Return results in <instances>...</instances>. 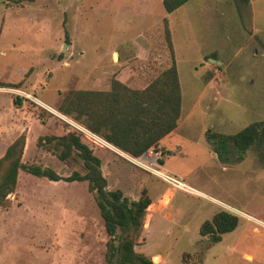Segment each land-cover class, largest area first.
<instances>
[{"label":"rangeland","instance_id":"obj_1","mask_svg":"<svg viewBox=\"0 0 264 264\" xmlns=\"http://www.w3.org/2000/svg\"><path fill=\"white\" fill-rule=\"evenodd\" d=\"M163 1L0 0V84L16 85L53 108L45 111L36 100L0 91V149L29 131L35 144L25 147L23 163L62 177L85 174L76 155L61 161L53 146H38V139L75 131L71 121L86 127L59 107L87 75L97 72L111 84L124 59L146 82L170 68L168 20L183 101L178 130L166 140L180 152L162 163L205 196L171 187L81 133L83 140L103 161L109 191L138 200L147 189L158 203L148 208L143 231L154 212L157 225L147 241L142 232L135 247L144 256L160 252L163 261L156 257L154 264H185L187 253L188 264H264V143L243 160L230 143L221 160L213 138L264 122V0H191L173 13ZM24 100V111L14 115ZM9 201L0 209V264H106L108 236L88 182H52L20 171ZM221 211L237 216L239 226L211 244L200 228Z\"/></svg>","mask_w":264,"mask_h":264},{"label":"trees","instance_id":"obj_2","mask_svg":"<svg viewBox=\"0 0 264 264\" xmlns=\"http://www.w3.org/2000/svg\"><path fill=\"white\" fill-rule=\"evenodd\" d=\"M190 1L164 0L163 5L167 13H173ZM164 23L168 47L174 57L173 64L151 81L145 90H132L114 78L110 91L72 90L59 107L61 113L73 116L109 144L135 157L174 132L182 116L180 76L168 20ZM0 85L9 88L16 86ZM14 103L21 104L17 100ZM213 138L219 141V146L214 149L219 159L224 160L222 155L228 152L227 146L232 143L239 153V160H243L252 146L264 143V122L252 124L232 136L217 135ZM26 141V134L20 135L0 159V209L10 206L9 196L17 188L20 171L52 182H88L89 191L95 194L108 236L106 264H154L135 250L143 232L147 209L152 204L147 189L143 190L138 200H130L121 190L109 191L108 180L101 169V158L78 131L40 137L37 144L53 146L61 161L76 155L83 162L85 174L74 172L69 177H62L51 168L23 163ZM238 226L237 216L221 211L202 224L200 235L208 238L211 244H217L224 234L234 232ZM188 259L189 253L183 256V262L188 264Z\"/></svg>","mask_w":264,"mask_h":264},{"label":"crops","instance_id":"obj_3","mask_svg":"<svg viewBox=\"0 0 264 264\" xmlns=\"http://www.w3.org/2000/svg\"><path fill=\"white\" fill-rule=\"evenodd\" d=\"M251 2V0H250ZM114 55H117L119 57V53L116 52L114 53ZM118 59V58H117ZM124 59V58H123ZM118 64V63H117ZM118 66H120L119 68L120 69H123L121 70L120 72L117 71V74L114 78H116L118 81H120L121 83L125 84L127 87H129L130 89L132 90H145L149 84L151 82H146V79L144 78H140L135 72H132V70H130V67H129V61L124 59V62L121 64V65H116L115 67L117 68ZM178 68V67H177ZM179 72V71H178ZM113 75H115L114 71L111 72ZM180 76V75H179ZM181 82V81H180ZM12 88V87H11ZM112 88V83L111 84H108L107 81L105 83V81H100L99 78H98V74L97 72H93L89 75H87L85 77V80L82 81L80 83V88L79 90L80 91H96V92H108L110 91ZM1 101V100H0ZM14 104V101L12 102ZM25 100L23 101V107L19 108V107H13L14 108V115H17L18 113H22L25 109ZM22 104V103H21ZM45 104V103H44ZM1 106H3V109H4V105H5V102L1 101L0 103ZM48 108L50 109H53L52 107H50L49 105H47ZM2 110V109H1ZM0 110V111H1ZM27 115H29L27 113ZM18 116V115H17ZM178 130V127L175 131ZM174 131V132H175ZM174 132H172L170 135L166 136L165 138H163L160 142H158V144L162 145L163 147H165L167 150L169 151H177L178 153V148L176 146V148L174 149H170L167 147V144H166V140L169 136H171ZM30 134L31 132L28 131V137H27V144H26V150L27 148L29 149V147H33V145L35 144V142L33 143L31 141V138H30ZM17 138V137H16ZM16 138H14L13 140H11L8 145L5 146V148L3 150L0 149V159L5 155L8 147L16 140ZM37 143V141H36ZM108 143V142H107ZM108 146H110V149L118 152V151H122L120 150L119 148L113 146L112 144H109ZM124 152V151H123ZM180 152V150H179ZM126 153V152H125ZM133 156V155H132ZM218 157V156H217ZM103 163V161H102ZM149 192V191H148ZM167 193V188L165 189V191L162 193L161 197L159 198L158 202L162 199V197L164 195H166ZM176 193L173 194L172 196V200H173V197L175 196ZM203 194V193H201ZM151 198V196H150ZM152 199V198H151ZM172 202V201H171ZM171 204V203H170ZM152 205L156 206L158 205V203H155L154 200L152 199ZM151 205V206H152ZM170 206V205H169ZM148 210V209H147ZM160 218L158 217V212H154L153 216H152V221L150 223V227L148 228V230H144L143 231V236L144 238H146V241H147V235H148V232L150 231L151 228H154L157 223H158V220ZM144 254H146V256H149V257H158L160 258L161 262L163 261V257L162 255L160 254V252H156V253H153V254H150L146 251H143Z\"/></svg>","mask_w":264,"mask_h":264},{"label":"built area","instance_id":"obj_4","mask_svg":"<svg viewBox=\"0 0 264 264\" xmlns=\"http://www.w3.org/2000/svg\"><path fill=\"white\" fill-rule=\"evenodd\" d=\"M0 91L11 92L22 98L36 100L38 103H40L43 106V108L44 107L48 108V106L44 104L42 101H40L36 97H33L32 95L22 92L20 89H17L14 87L12 88L0 87ZM69 123L73 125V127L75 128V131L82 133L87 138L92 140L95 144H99L100 142H102L106 146L109 145V143L104 141V139L100 138L97 134L89 130L87 127L79 123L73 122V121ZM118 152L121 154V156L127 158L129 161L136 164L138 167L158 176L160 179H162L165 183H167L171 187L177 190H181L191 195L201 196L197 191L194 190V188L189 186L182 177H178L177 175L172 174L170 171L165 169L162 163V160L165 156H169L170 152H173V151L167 150L162 145L156 144L150 147L146 152H144L142 155L138 157L132 156L123 151H118ZM178 152H179V149H178ZM174 153H177V151H174Z\"/></svg>","mask_w":264,"mask_h":264},{"label":"bare ground","instance_id":"obj_5","mask_svg":"<svg viewBox=\"0 0 264 264\" xmlns=\"http://www.w3.org/2000/svg\"><path fill=\"white\" fill-rule=\"evenodd\" d=\"M115 57H116V59L118 58V56L117 55H115ZM195 190V189H194ZM195 191H197V190H195ZM201 196H205L204 194H201V192H199V191H197ZM149 220V219H148ZM148 222V221H147ZM149 223V222H148ZM155 261L156 262H158L159 261V259L158 258H155Z\"/></svg>","mask_w":264,"mask_h":264},{"label":"water","instance_id":"obj_6","mask_svg":"<svg viewBox=\"0 0 264 264\" xmlns=\"http://www.w3.org/2000/svg\"><path fill=\"white\" fill-rule=\"evenodd\" d=\"M212 61H214V60H212ZM153 262H155V263H156V261H155V258L153 259Z\"/></svg>","mask_w":264,"mask_h":264}]
</instances>
